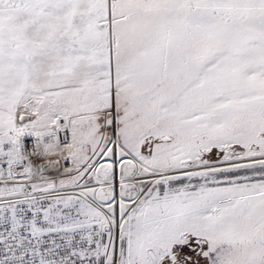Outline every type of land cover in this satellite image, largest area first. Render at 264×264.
Returning a JSON list of instances; mask_svg holds the SVG:
<instances>
[{
  "label": "snow or ice",
  "instance_id": "6c2138e0",
  "mask_svg": "<svg viewBox=\"0 0 264 264\" xmlns=\"http://www.w3.org/2000/svg\"><path fill=\"white\" fill-rule=\"evenodd\" d=\"M0 264H264V0H0Z\"/></svg>",
  "mask_w": 264,
  "mask_h": 264
}]
</instances>
